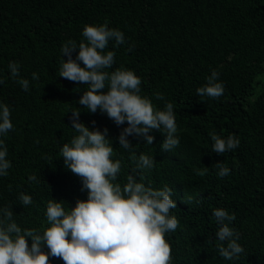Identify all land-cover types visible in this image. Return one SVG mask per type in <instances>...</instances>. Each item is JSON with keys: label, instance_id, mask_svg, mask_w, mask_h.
I'll return each instance as SVG.
<instances>
[{"label": "trees", "instance_id": "1", "mask_svg": "<svg viewBox=\"0 0 264 264\" xmlns=\"http://www.w3.org/2000/svg\"><path fill=\"white\" fill-rule=\"evenodd\" d=\"M105 21L126 38L115 48L109 43L107 50L116 55L108 71L133 70L141 79V94L155 107L174 105L177 147L162 151L164 136L156 130L152 145L132 140L137 154L155 160L143 174L145 183L173 190L171 211L179 224L165 237L173 264H225L216 247L212 213L218 207L235 215L231 227L244 252L241 264H264V0H0V100L10 105L14 125L4 137L12 166L0 177V206L10 207L22 227L41 228L49 199L71 207L86 198L80 178L60 156L62 144L75 134L69 120L74 107L90 127L94 121L108 129L113 159L122 164L121 183L135 167L116 140L120 128L79 105L87 85L59 77L61 46L69 39L81 41L85 24ZM11 61L29 79V91L11 78ZM212 69L220 73L225 91L202 101L196 89ZM32 73L39 79L32 80ZM213 132L235 134L239 147L212 152ZM218 162L229 167V175L217 176ZM205 168V175L197 174ZM33 173L39 184L28 181ZM20 192L30 194L33 204H20ZM51 264L63 261L51 258Z\"/></svg>", "mask_w": 264, "mask_h": 264}, {"label": "clouds", "instance_id": "2", "mask_svg": "<svg viewBox=\"0 0 264 264\" xmlns=\"http://www.w3.org/2000/svg\"><path fill=\"white\" fill-rule=\"evenodd\" d=\"M81 34V41L69 39L61 46L59 77L87 85L79 96V105L89 113L99 111L120 128L116 140L135 167L121 183L122 164L113 159L114 142L108 129L96 127L94 121L90 127L80 120V108L74 107L69 120L75 134L62 144L60 156L64 167L80 178L86 198H77L71 207H66L63 200L49 199L44 213L46 224L41 228L22 227L10 207L0 206V264H51V258H59L63 264H173L165 238L179 224L171 211L176 208L171 198L173 190L168 185L154 188L145 183L143 174L154 167L155 160L153 155L137 154L132 140L142 139L143 144L152 145L151 133L156 130L164 136L162 151L177 147L180 140L174 105L165 102L163 109L155 107L148 96L141 94V79L133 70L120 67L108 71L116 55L107 50L109 43L113 48L126 43L121 30L110 28L105 21L85 24ZM8 71L25 92L29 91L30 81L21 77L18 62H9ZM219 76L212 69L205 84L196 89L202 101L224 94ZM31 78L38 80L39 75L32 73ZM156 98L163 100V95L157 93ZM11 112L10 105L0 100V177L7 176L12 166L4 141L14 128ZM210 138L212 152L217 154L240 144L235 134L213 132ZM215 168L218 177L230 173L222 162L215 163ZM196 171L205 175L207 168ZM28 181L39 184L40 178L33 173ZM18 200L25 207L33 204L31 195L24 192L19 193ZM212 214L218 226L215 237L219 256L225 264H241L244 252L231 227L235 215L222 207L214 208Z\"/></svg>", "mask_w": 264, "mask_h": 264}]
</instances>
